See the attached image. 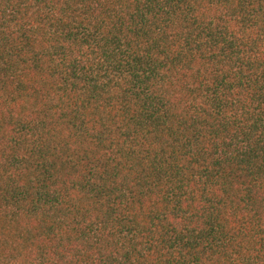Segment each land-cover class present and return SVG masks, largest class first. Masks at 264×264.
Segmentation results:
<instances>
[{
  "label": "trees",
  "instance_id": "trees-1",
  "mask_svg": "<svg viewBox=\"0 0 264 264\" xmlns=\"http://www.w3.org/2000/svg\"><path fill=\"white\" fill-rule=\"evenodd\" d=\"M0 264H264V0H0Z\"/></svg>",
  "mask_w": 264,
  "mask_h": 264
}]
</instances>
